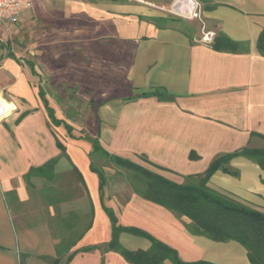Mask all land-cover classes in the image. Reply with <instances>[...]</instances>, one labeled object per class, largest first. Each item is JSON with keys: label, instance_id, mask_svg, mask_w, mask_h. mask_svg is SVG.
Returning <instances> with one entry per match:
<instances>
[{"label": "crops", "instance_id": "0c3cea01", "mask_svg": "<svg viewBox=\"0 0 264 264\" xmlns=\"http://www.w3.org/2000/svg\"><path fill=\"white\" fill-rule=\"evenodd\" d=\"M199 1L211 31L238 46L214 49L211 40L187 34L144 0H34L20 11L18 20L57 13L64 24L44 29L28 44L25 51L32 58L20 51L0 61V93L9 97L0 95V264H51L59 257V239L76 237L57 264L90 246L98 247L79 250L68 264H130L104 249L111 223L90 164L99 167L107 160L100 155L91 159L86 134L98 135L108 153L179 184L185 175L204 172L221 154L264 148V55L257 48L264 0ZM158 17L169 20L160 23ZM73 51L91 63L83 72L56 65ZM56 82L92 89L99 111L96 135L74 133V118L60 112L54 100ZM40 90L55 117L71 125V133L64 123L51 122ZM88 101L93 103L92 97ZM50 159H55V182L36 175L25 179L31 167ZM227 167L236 174L218 169L207 186L264 213V170L240 155ZM123 169L128 173L119 168V181L112 184L119 194L106 192L107 179L102 192L118 224L147 231L183 261L250 264L238 241L191 234L187 217L142 197L133 189L131 171ZM51 188L55 191L49 193ZM63 217H69L67 224ZM119 242L128 250L151 245L128 232L119 234Z\"/></svg>", "mask_w": 264, "mask_h": 264}, {"label": "trees", "instance_id": "16d2710c", "mask_svg": "<svg viewBox=\"0 0 264 264\" xmlns=\"http://www.w3.org/2000/svg\"><path fill=\"white\" fill-rule=\"evenodd\" d=\"M206 8V7H205ZM204 9V7H203ZM157 22L166 23L168 18H156ZM172 20H178L172 17ZM187 34H190V28L184 27ZM214 49H227L228 47L238 46L229 40L222 32L215 33L211 39L210 44ZM257 48L261 54L264 55V30H262L257 41ZM10 56H13L9 53ZM39 95L44 100L48 116L54 125L64 123L68 133H71V125L57 119L54 115V110L47 105L42 90ZM26 111L18 117L20 120ZM96 135V134H95ZM91 142V159L93 155H100L108 162H112L121 168H126L132 173L133 189L145 199L151 200L168 210L175 213L176 216H185L189 219L185 223V227L191 234L204 235L209 239L216 241L236 240L247 251L250 264H264V213L259 212L243 203L213 190L207 186L210 176L218 169L223 172H232L227 164L231 158L235 156L249 157L253 162L259 165L264 170V148H250L243 147L232 153H225L217 156L202 173L190 174L184 176V181L175 182L166 178L155 171L146 167L133 163L129 160L122 159L119 156L108 153L100 145L98 135L92 137L88 134L84 136ZM57 146L64 151V146L57 140ZM192 158L194 154L190 155ZM55 159H50L41 166L31 167L25 175V179L33 175L44 177V179L55 182L57 176L54 173ZM91 170L97 174L99 178V191L101 193V204L107 213L111 223V238L105 245V250H113L129 262L130 264H163L165 260H170L173 264H213L205 261H183L177 251L166 243L155 238L147 231H143L137 227L122 226L118 224L117 218L112 209L106 207L102 202V192L105 185V174L102 168L96 166L91 161ZM159 168V166L156 165ZM77 176L82 180L80 173L76 170ZM51 190L49 189V193ZM50 200L51 195H46ZM66 223L69 217L62 218ZM121 232H128L134 235L143 236L147 238L151 245L147 250H128L124 248L119 242V234ZM79 237L76 238H60L57 243V250L59 257L51 260V264H57L62 254L69 251L70 247L75 245ZM98 246L84 247L70 252L64 261V264L71 262L72 257L79 250L88 251Z\"/></svg>", "mask_w": 264, "mask_h": 264}, {"label": "rangeland", "instance_id": "374dc122", "mask_svg": "<svg viewBox=\"0 0 264 264\" xmlns=\"http://www.w3.org/2000/svg\"><path fill=\"white\" fill-rule=\"evenodd\" d=\"M148 5L158 10L160 13L174 17L178 20H174L175 25L182 28L189 27L190 33L197 35L201 40L204 37V32L211 31V23L204 17V13L199 18H189L185 15H178L176 11H179L177 7H182L189 13L190 9L194 6L195 0H144ZM199 1V0H196ZM200 2V1H199ZM175 4V5H174ZM203 9V4L200 3ZM52 17L48 18L47 14H33L32 16L22 17L15 23H10L8 20H0V61L4 59L9 53L16 52L17 55L20 54V51L30 57L31 55L25 51L28 47V44H33L37 35L43 33V30L46 28L58 30L63 26L62 14L53 13ZM49 19V20H48ZM48 20V21H47ZM215 35V33H214ZM213 35V37H214ZM24 37V38H23ZM24 43V44H23ZM22 48V49H21ZM31 48V46H30ZM12 50V51H11ZM32 50H34L32 48ZM81 53L71 52L67 55H63L59 59L55 60L57 66H67L69 70L83 72L85 67L90 66V62H84ZM49 84V80L45 83V86ZM53 91L57 89V94L54 93V100L56 104L59 105V110L62 113L69 114L71 118H74L71 122L73 123L74 133H90L94 135L96 133V127L99 118V111L97 109L96 100L94 99L92 89L85 85H71L68 87L64 83H55L52 88ZM76 92V93H74ZM70 94V96L68 95ZM3 98H9L6 94L4 96L0 93ZM56 97V98H55ZM92 97L93 103L89 102L88 99ZM15 111V110H14ZM12 110L10 115L14 112ZM6 115L7 117L9 116ZM4 116L3 118H5ZM2 119V118H1ZM0 119V120H1ZM98 164V163H97ZM103 166H108L109 169H104L105 178L107 179V186L111 183L110 187L107 189L109 195L119 194V189L112 187L116 181H119V168L120 166L115 165L112 162L105 161L102 163ZM100 167V166H99ZM124 173L126 170L121 168ZM124 175V174H123ZM39 184V183H37ZM113 184V185H112ZM40 186V185H38ZM40 188V187H39ZM121 191V190H120ZM39 190H35L37 195ZM122 192V191H121ZM38 197V196H37ZM40 199V198H39Z\"/></svg>", "mask_w": 264, "mask_h": 264}, {"label": "built area", "instance_id": "2783aa9c", "mask_svg": "<svg viewBox=\"0 0 264 264\" xmlns=\"http://www.w3.org/2000/svg\"><path fill=\"white\" fill-rule=\"evenodd\" d=\"M34 0H0V20H8L10 23L18 21L19 13L24 8L32 5ZM175 5V4H174ZM179 11H176L178 15H185L189 18H199L203 14V9L199 1L194 2V6L190 9L189 13L186 12L182 7H177ZM215 32L207 31L204 32L202 40L210 41L213 38Z\"/></svg>", "mask_w": 264, "mask_h": 264}, {"label": "bare ground", "instance_id": "6f19581e", "mask_svg": "<svg viewBox=\"0 0 264 264\" xmlns=\"http://www.w3.org/2000/svg\"><path fill=\"white\" fill-rule=\"evenodd\" d=\"M1 109V108H0ZM4 116V115H3Z\"/></svg>", "mask_w": 264, "mask_h": 264}]
</instances>
